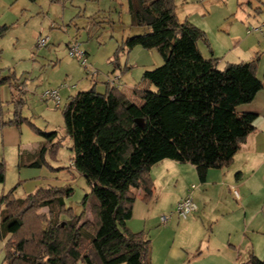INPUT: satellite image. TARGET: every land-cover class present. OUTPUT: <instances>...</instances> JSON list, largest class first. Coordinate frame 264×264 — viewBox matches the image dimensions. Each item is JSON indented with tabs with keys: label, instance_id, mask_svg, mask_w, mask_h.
I'll list each match as a JSON object with an SVG mask.
<instances>
[{
	"label": "trees",
	"instance_id": "16d2710c",
	"mask_svg": "<svg viewBox=\"0 0 264 264\" xmlns=\"http://www.w3.org/2000/svg\"><path fill=\"white\" fill-rule=\"evenodd\" d=\"M127 3L131 25L147 30L119 46L112 62L121 66L120 52L137 45L156 48L163 64L143 73L155 90L134 87L132 94L141 104L110 84L104 93L93 87L69 98L62 111L66 137L73 141V166L91 192L80 215L65 206L72 188H41L23 199L14 190L0 195V239H7L8 264H151L152 240L131 230L128 221L139 197L145 203L154 197L152 168L165 159L189 163L205 183L211 169L232 165L256 131L257 114L238 108L264 89L259 53L220 69L207 33L188 19L179 22L176 0ZM6 29H0V37ZM24 121L45 139L29 163L40 167L47 152L54 155L62 142L58 131H44L19 112L0 128ZM5 179L0 161V183ZM248 264H264V259L252 254Z\"/></svg>",
	"mask_w": 264,
	"mask_h": 264
},
{
	"label": "rangeland",
	"instance_id": "374dc122",
	"mask_svg": "<svg viewBox=\"0 0 264 264\" xmlns=\"http://www.w3.org/2000/svg\"><path fill=\"white\" fill-rule=\"evenodd\" d=\"M21 1L0 0V29L7 26L4 36L0 37V89L4 93L0 99V125L19 112L44 131H58L62 145L54 155L47 152L42 166L32 167L29 163L37 159L44 137L27 121L19 126H6L4 131L0 128V161L4 162L6 175L0 183V195L14 190L15 197L23 199L41 188H72V194L65 196V206L80 215L84 210L83 199L91 187L73 166V141L66 137L63 107L70 96L92 89L94 80L101 82L96 90L104 93L109 75H119L120 89L141 104L143 101L132 94V89L138 86L155 90L143 80V73L162 65L164 60L156 48L137 45L120 52L118 64L121 66L112 62L114 54L110 61L98 60L94 73L91 66L70 55L67 43L73 38H77L84 51L93 48L92 52L96 53L103 42H113L119 47L129 37L144 33L147 29L131 25L127 0H38L30 3V9L21 17L2 5L5 2L13 7ZM176 8L179 22L188 19L194 24L209 26L213 46L219 53L228 51L219 64L220 69L227 62L249 61L259 53V76L263 78L264 34H248L247 30L264 23V0H176ZM41 36H49L48 46L38 47ZM199 46L205 57H209L207 46L203 42ZM61 85L65 89L57 106L54 99L44 94ZM16 88H19L17 92ZM168 162L171 161L155 167L168 169L169 174L161 178V183H167L170 190L174 189L177 179H180L177 190L195 184L197 189L192 191V197L199 210L189 214L188 222L179 218L177 206L172 205L165 188L159 198L160 192H156L152 203L151 210L157 220L145 225L144 204L140 197L137 199L135 215L128 226L134 232L145 230L152 239L151 264H248L253 251L263 260V172L252 177L246 174L238 183L235 175L239 170L231 169L226 177L220 171V178L214 177L218 170H212L205 186L197 174L194 177L192 172L183 173L179 167L167 165ZM178 166L190 168L191 165ZM156 172L159 171L154 172L155 177ZM234 189L240 198H236ZM163 195L166 198L161 200ZM161 216L171 220L162 223ZM86 217L92 218L89 211ZM6 241L0 239V264H8L4 261ZM173 243L178 248L186 245L185 249L197 245L203 254H198L199 249L194 254H186V259L177 258Z\"/></svg>",
	"mask_w": 264,
	"mask_h": 264
},
{
	"label": "crops",
	"instance_id": "0c3cea01",
	"mask_svg": "<svg viewBox=\"0 0 264 264\" xmlns=\"http://www.w3.org/2000/svg\"><path fill=\"white\" fill-rule=\"evenodd\" d=\"M36 1H38V0H36ZM30 3H33V2H31L30 0H22L20 3H17L13 7H11V5H9V7H8V4L5 3V2H3L2 5H3L4 9H7V10H12L13 9L14 10V13L17 16H20L21 17V16H23V14H24L25 11H27V10L30 9V7H31ZM197 24H195V25L196 26H199V28H201L202 30H204L207 33L209 40L211 41V37H210L211 28L209 26H207V25L202 26L200 24H198V25ZM247 32H248V34H250L249 33V29L247 30ZM40 34H42V33H40ZM72 42H78L77 38H75V39L73 38V39H71L67 43V47L68 48H69V46H70V44ZM211 44H212V48H213V51H214V56L216 58H220V62H221L222 58H224L226 56V54L228 53V51H226V52L223 51V52L219 53L217 51V48L213 46L212 41H211ZM48 45H49V43H48ZM100 45L101 46L96 49V53H93L92 52L93 51V48L92 49H89V50H85L86 53H87V56H88V66H91L92 70H94V73L97 72L96 69H95V66H97L98 60H101L103 62L108 61V60L110 61L112 59V56L115 54V52L118 49L116 43H113V42L112 43L103 42ZM1 51L2 50L0 49V52ZM208 54H209V57H210L211 56V53H210L209 50H208ZM220 62H219V64H220ZM260 66H261V63L259 65V70H260ZM263 78H264V76H263ZM117 79L118 80L121 79L119 77V75L118 76H110L109 75L107 77V81H106L107 83H106V85L108 86V84H110L111 86H117V87L121 88V86H120L121 83L118 84L117 83ZM93 82H95V85L93 86L95 88H97V86L101 83L98 80H94ZM102 84H105V83L102 81ZM61 86L58 87V88H56V89H60V94H61V91L63 89H65V87L63 88ZM106 89L107 88H105L104 90L106 91ZM17 90H19V88H16V92H17ZM132 91H133V89H132ZM3 96H4V93L0 89V99H2ZM18 98L19 97H17V99ZM60 98H61V96H60ZM45 99H47V98H45ZM61 100H62V98H61ZM238 110L240 112H250V113L257 114V119L255 121L256 131H254L252 134H250V136L248 137L247 141L242 145V148L236 154L232 165L227 168L229 171L227 170V172H223V171H225L224 169H226V168H224V169H211L209 171V173H208L207 181L205 183H202L205 186L208 185V181L210 180V175L212 173L211 172L212 170H218V172H216V173H218V175L217 174H214V177H218L219 176V178H220L221 177L220 171L222 172V175H224V177H226V174L229 173L231 171V169L235 168L236 170H239L237 172V174L235 175V180L238 183L242 182V179L246 176V174H248L250 177H252V176H257L256 174H258V173L261 175V172H263L261 176L264 177V175H263L264 174V89H262L257 94V96H256V98L254 99L253 102H251L249 104L241 105L238 108ZM5 128L6 127H2L3 131H4ZM34 153H36V151ZM168 160L171 161V162H168L169 164H167V165H172V166H175V167H179V169H182L183 170L182 171L183 173H184V171L185 172H190V173L192 172L194 174L193 176L196 177L197 171H196L195 167L192 164H190L191 165L190 168H184L186 166H178V165H188L189 163H180V162L175 161V160H172V159H165V160L161 161L160 163H165V161H168ZM160 163H158V164H160ZM158 164H156V165H158ZM156 165L152 168V176H153V178L155 180V185H156L154 197H153V199H152V201L150 203H145L141 199L142 203L144 204V206H142V207L145 209V212H144L145 213V217H144V224L145 225L147 223L155 222L154 220H157L156 215L154 216V213L151 210L152 203H153V200L155 199L156 192L157 193L160 192V195L158 196V198H159L162 195L161 192L165 188H167L166 189V191H167V194H166L167 197L170 200H172V203H173L172 205L173 206H177L180 201H182L184 198H186L190 193L192 194L191 187H192V185H195V184H192L191 186L187 185V186L183 187V189L177 190V187H178V184H179V180H180V179H177V182H176V185H175L174 189L173 190H170L167 187V183H161V178H163V177H165V176H167L169 174L168 169H166V168H155ZM156 170L159 171V173L156 172L158 174L157 177L154 176V172ZM238 173H239V175H238ZM221 179H219V180H221ZM231 188H233V186H231ZM235 190L237 191V189H234V191ZM164 198H166V197H164V195H163V197L161 198V200L164 199ZM236 198H237V196H236ZM136 204H137V201H136ZM136 204H135V207H136ZM134 210H135V208H134ZM198 210H199V207H198ZM134 215H135V213H134ZM134 215H133V218H134ZM161 217H160V222H161ZM184 220H186L188 222L189 221V218L184 219ZM192 222L193 221H191L190 224H192ZM190 224H188V225H190ZM129 228L131 230H133L131 227H129ZM141 231H143V232L146 233L145 230H141ZM149 238H150V236H149ZM173 244H174V245H172V247L174 248L173 253L175 254V256L177 258L186 259L189 254H194L193 252L196 251V250H199V249H200V252L198 254L199 255H202L203 254V251H201V248L197 247V245L191 246V247L187 246V249H185L184 246H186V245H182L183 247L178 248V247H174L175 246V243H173ZM208 244H210V242ZM186 254H187V256H186ZM252 254H255L256 255V253L254 251H253Z\"/></svg>",
	"mask_w": 264,
	"mask_h": 264
},
{
	"label": "built area",
	"instance_id": "2783aa9c",
	"mask_svg": "<svg viewBox=\"0 0 264 264\" xmlns=\"http://www.w3.org/2000/svg\"><path fill=\"white\" fill-rule=\"evenodd\" d=\"M258 32L264 34V23L262 25L252 27L249 29V33ZM49 36L39 37L37 41V45L39 48L46 47L49 43ZM70 55L73 57H77L82 61L83 64H88V56L86 51L81 49L78 42H72L69 46ZM115 82V81H114ZM61 87H64L63 85ZM45 97L52 98L56 101V105L60 106L61 98H60V89L49 90L44 94ZM197 188L196 185H192L191 192ZM235 194L238 198H240V194L235 190ZM198 211L197 204L193 201L192 194L190 193L186 198L180 201L176 207V213L180 218L187 219L189 214ZM170 217L162 216V223H167Z\"/></svg>",
	"mask_w": 264,
	"mask_h": 264
}]
</instances>
